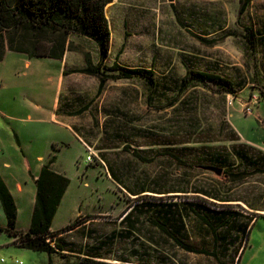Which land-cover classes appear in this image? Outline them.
<instances>
[{
	"label": "rangeland",
	"instance_id": "374dc122",
	"mask_svg": "<svg viewBox=\"0 0 264 264\" xmlns=\"http://www.w3.org/2000/svg\"><path fill=\"white\" fill-rule=\"evenodd\" d=\"M240 8L241 0L119 1L106 10L111 51L104 67L143 69L154 78L125 79L122 71H107L115 79L100 92L99 79L80 72L86 66L82 52L90 53L95 64L100 61L96 43L72 36L82 52H69L65 93L73 99L71 115L79 137L60 132L48 113L39 122L40 115L27 108L11 110L14 102L18 107L27 101L51 103L61 60L29 59L13 52L0 62V139L9 136L7 127L26 133L25 142L33 141V150L19 154L31 162L41 153L50 157L41 144L53 128L60 133L56 141L62 138L68 144L50 149L70 179L54 230L81 214H105L120 207L127 211L144 200L154 202L156 214L159 203L176 197L132 199L127 194L140 187H184L203 196L176 200L188 205L187 211L179 209L186 215L182 224L187 235L181 242L186 250L175 251L180 264H264V0H254L243 14ZM248 28L255 35L253 44ZM191 72L215 75L232 83L235 92L229 93L225 83L192 79ZM254 95L258 104L246 115L243 105ZM9 150L7 159H18L19 154ZM194 201L203 208L190 207ZM137 205L145 210L144 204ZM29 220L23 215L19 225ZM0 224L7 225L2 207ZM240 225H250L246 237L237 230ZM199 226L202 233H211L208 239L197 233ZM78 237L76 232L72 238ZM13 240L7 233L0 236V264H63L57 256L18 248ZM206 241L218 247L211 258L188 253L193 246L205 247ZM95 242L87 240L88 245ZM113 244L106 255H116Z\"/></svg>",
	"mask_w": 264,
	"mask_h": 264
},
{
	"label": "crops",
	"instance_id": "0c3cea01",
	"mask_svg": "<svg viewBox=\"0 0 264 264\" xmlns=\"http://www.w3.org/2000/svg\"><path fill=\"white\" fill-rule=\"evenodd\" d=\"M119 1L121 0H114L113 3L107 6L106 10L116 5ZM69 52L71 51H68L64 59L61 60V73L57 83V92L54 100L48 104L27 101L26 103H23L21 107L17 106V102H14L15 106H13L11 110L17 113L20 112L21 109L24 110L27 108L31 112H35L36 114L40 115L39 122L44 121L42 119V114L48 113L50 116L48 120L58 127L60 132L64 131L67 134L79 137L80 135L77 133V131H75L74 117L71 115L73 99L71 96L65 93L66 77L68 76L69 70L67 69ZM12 53L13 52L8 51L4 59L7 60ZM26 65L31 66V61L27 60ZM48 109L49 112H47ZM81 109L82 108H80L79 111ZM6 119L11 121L20 120L15 116H7ZM29 120L33 121L31 114L29 115ZM59 129L53 128L49 134L45 135L46 137L42 142L43 144L41 145L44 147L45 153L47 152L50 154V157L52 155L56 156V161L52 166L53 170L67 177V173L62 169L59 155H56V153L53 152L51 153L50 151V149L52 147L54 149L55 145L58 143L61 144L60 146L68 145L65 140H62V138H58L57 141L56 138H54L56 134H60ZM7 130H9V136L7 135L4 139H0V177L7 185L17 206V230L21 232H27L30 229L32 223V217L36 203V180L39 177L43 166L49 161L50 157L46 159V154L44 156L41 153L37 156H34V159L36 160L31 162L25 155H20L19 151L23 152L26 148L29 152H32L33 141L25 142L24 135L26 133L21 134L20 132H17L18 129H9L7 127ZM11 131L12 133H10ZM83 144L85 145L84 141ZM9 149H12L16 154H19L17 157L18 159H7V153L10 151ZM56 151L57 149H55V152ZM112 179L116 181V179L113 177ZM186 190L187 189L184 187L176 186H168L157 191H153L152 189L149 190L147 187H140L138 190H136V192L132 191L127 194L132 199H137L140 196H153L159 198L176 197V199L172 201H162L159 203L158 210L161 211H159L160 213L158 212L156 214L153 213V209L155 207L154 202L147 200L137 203L144 204V206H146L144 207L145 210H141L138 205L135 204L130 208V210L127 211H124V209L120 207L119 209H114L113 211L106 212L105 214H81L78 218L82 217L83 219L80 220V223L75 228L51 239L52 245L57 250V252L52 255L61 258L63 264H78L83 258H93L94 260L111 264H180L178 262L180 255H176L175 251L178 252V250L181 248L182 240L185 239L187 235L185 230L186 227H184V224H182V221L186 219V215L182 213V210L179 211V209H184V211H187L188 205L186 207V205H184L185 203H179L176 202V200L178 197L185 195H193L197 197L203 196L201 192H187ZM19 201H21L23 206H21V203L19 204ZM190 204H192L190 207L192 206L194 209L202 208L200 201H194V203ZM1 207L2 206L0 203V208ZM23 215H29L31 221L29 220L28 224H25V226L22 225L21 227L19 224ZM144 216H146V220L144 219ZM156 220H160L161 226L152 225V223L156 222ZM243 227L244 225H240L237 227V230L240 231V233H243ZM62 229L58 231H61ZM51 231L58 232L53 229V224ZM76 232H79V237L77 240L76 238H72ZM197 233L201 234L205 239L210 237H207L206 235L211 234L209 231H205L203 234L202 226H199ZM90 238L91 240L97 239V242H95L94 245H88L87 240ZM69 239H72V241ZM191 239L194 240L192 237ZM15 240L16 239L14 238L13 244ZM238 240H242V237H238ZM140 242L143 243L141 244ZM111 243H114L113 246L116 255H106V253L109 254L110 252L107 251V249L111 247ZM205 243V247L201 245H198L197 247L193 246L188 253L211 258L213 256L212 254L215 253L213 250L214 247L217 249L218 247L209 246L212 242L206 241ZM171 249L174 250V254L171 253ZM181 249L186 250L183 247ZM239 254L235 256V261H237Z\"/></svg>",
	"mask_w": 264,
	"mask_h": 264
},
{
	"label": "trees",
	"instance_id": "16d2710c",
	"mask_svg": "<svg viewBox=\"0 0 264 264\" xmlns=\"http://www.w3.org/2000/svg\"><path fill=\"white\" fill-rule=\"evenodd\" d=\"M253 1L241 0L240 14H243ZM113 2L114 0H0V62L4 60L8 51L24 54L30 59L63 60L68 51L82 52L71 41V37L75 36L91 39L96 43L100 61L95 64L90 53L82 52L85 55L86 66L80 72L99 79V92L109 79L114 78L107 75V71L119 70L122 71L121 78L132 79L138 76L153 82L152 71L123 69L117 65L110 69L104 67V62L111 51V31L106 8ZM247 30L250 35L248 40L253 44L255 40L253 29ZM190 74L192 79L200 82L225 83L229 86L227 89L229 93L235 92L232 83L223 82L215 75L194 72ZM242 154L245 155L244 152ZM55 161L56 156L52 155L36 180V203L32 223L27 232L17 230V206L0 177V203L7 220L5 227L0 224V236L7 233L16 239L14 245L49 255L57 252L51 239L80 223L78 218L61 231H51L53 220L70 185L69 178L53 170ZM209 211L211 210L208 209L207 212ZM204 219L207 221L208 218ZM249 226L243 227L245 237ZM243 244L237 255L243 249ZM78 264L111 263L83 258Z\"/></svg>",
	"mask_w": 264,
	"mask_h": 264
},
{
	"label": "built area",
	"instance_id": "2783aa9c",
	"mask_svg": "<svg viewBox=\"0 0 264 264\" xmlns=\"http://www.w3.org/2000/svg\"><path fill=\"white\" fill-rule=\"evenodd\" d=\"M257 98L258 97L256 95H254L253 97L250 98V100L246 104L243 105V107H244V113L246 115H252L253 114V108L252 107L254 105H257L258 104V99ZM90 159H91V157L89 156L87 158V162L90 161Z\"/></svg>",
	"mask_w": 264,
	"mask_h": 264
},
{
	"label": "water",
	"instance_id": "95a60500",
	"mask_svg": "<svg viewBox=\"0 0 264 264\" xmlns=\"http://www.w3.org/2000/svg\"><path fill=\"white\" fill-rule=\"evenodd\" d=\"M212 171L218 173V174H221L222 173V170L221 169H217V168H213L211 169Z\"/></svg>",
	"mask_w": 264,
	"mask_h": 264
}]
</instances>
